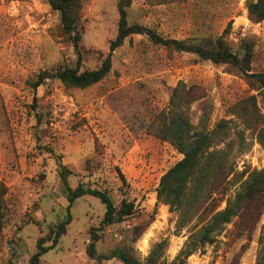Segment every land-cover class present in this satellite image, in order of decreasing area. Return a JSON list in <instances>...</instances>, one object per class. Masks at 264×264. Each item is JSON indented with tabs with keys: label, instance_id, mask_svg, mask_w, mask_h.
Segmentation results:
<instances>
[{
	"label": "rangeland",
	"instance_id": "obj_1",
	"mask_svg": "<svg viewBox=\"0 0 264 264\" xmlns=\"http://www.w3.org/2000/svg\"><path fill=\"white\" fill-rule=\"evenodd\" d=\"M118 1L82 0L81 68L99 67L109 52L118 31ZM246 1L132 0L128 18L166 38L192 41L214 39L229 29L231 47L238 51L251 41V69L264 71V20H250ZM78 62L59 13L47 0H0V179L8 187L0 264H26L38 239L66 217L62 165L72 172L71 187L85 183L106 189L117 206L122 199L133 202L135 212L123 221L101 224L105 205L95 196L81 197L71 208L67 233L40 264H122L118 258L88 256L93 227L100 236L98 254L126 247L144 260L155 244L165 241L160 264H178L189 231L178 229V215L157 202V189L183 154L157 136V120L171 111L175 88L200 86L205 96L182 108L194 127L211 132L228 119L220 132L227 139L213 148L227 147L236 171L264 170L256 127L264 122V92L252 88L230 64L171 50L141 34L128 37L113 52L110 73L90 87L68 88L56 78L32 87L40 72L54 73L55 67ZM254 94L253 107L248 98ZM243 106L248 107V125L233 114ZM247 176L223 185L227 196ZM213 197L220 200L223 194ZM225 205L222 201L217 208ZM238 221L235 217L214 243L184 264H259L264 213L251 231L238 229Z\"/></svg>",
	"mask_w": 264,
	"mask_h": 264
},
{
	"label": "trees",
	"instance_id": "obj_2",
	"mask_svg": "<svg viewBox=\"0 0 264 264\" xmlns=\"http://www.w3.org/2000/svg\"><path fill=\"white\" fill-rule=\"evenodd\" d=\"M47 1L51 8L59 13L63 31L79 55V62L76 66L60 65L55 67L51 70L54 73L46 70L40 72L37 79L32 81L34 89L41 86L48 78L59 79L68 88L84 89L100 82L112 69L113 52L122 46L128 37L133 34H141L171 50L193 53L203 60H210L217 64H230L246 78L252 88L264 92V71L254 72L251 69L254 56V44L251 41L243 43L241 49L235 51L227 39L229 29L216 38H208L205 41L166 38L152 27L129 22L128 10L132 0L118 1L117 35L110 42V50L106 56H103L100 66L94 69L81 68V59L83 58L81 46L83 36L82 0ZM246 8L252 22L258 23L264 20V0H247ZM204 96L203 89L197 85L188 87L184 84L182 91L175 88L171 95V111L168 114L160 115L155 126L157 136L172 143L183 154V157L162 175L157 189V202L168 205L169 209L178 215V229L186 228L189 231L188 238L176 257L175 262L177 261L178 264H184L190 255L202 249L206 244L214 243L225 226L231 223L235 217L239 219L238 229L251 231L261 221L264 213V170L236 171L234 161L229 158L228 148H213V145L220 144L227 139L226 134L220 132L227 128L229 120H221L217 124V128L211 132L197 130L189 115L182 111L183 104H190ZM256 99L257 95L255 94L248 98L253 107L257 105ZM237 105L235 104V107ZM233 114L248 125L246 117L248 107L243 106L242 112L234 110ZM256 127L258 139L264 147V122H257ZM60 174L66 186L65 192L68 200L66 217L50 230L48 236L38 239L37 250L30 256L26 264H40L43 255L59 244L61 236L67 233L68 225L73 220L71 208L83 196H95L105 205L106 211L101 224L109 225L123 221L135 212L133 202L122 199L120 205L117 206L106 189L92 187L85 183L71 187L68 176L72 172L64 165H62ZM245 175H248L247 179L241 183L240 189L233 196H227V188L223 190L222 186L231 180L238 182ZM7 193L8 187L0 179V252ZM215 193L223 194V197L219 200L213 197ZM222 201H226V205L223 209H218L217 207ZM96 230L97 228H92L91 239L86 248L89 257L118 258L122 264L161 263L165 241L155 244L144 260H141L126 247H117L110 254L101 255L97 253L96 245L100 236ZM47 241H51V243L46 244ZM259 241L261 245L259 264H264V233L260 235Z\"/></svg>",
	"mask_w": 264,
	"mask_h": 264
}]
</instances>
